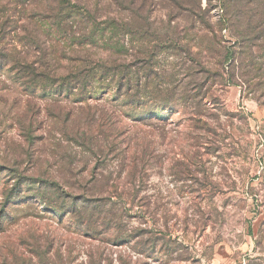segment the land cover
Wrapping results in <instances>:
<instances>
[{
  "label": "rangeland",
  "instance_id": "rangeland-1",
  "mask_svg": "<svg viewBox=\"0 0 264 264\" xmlns=\"http://www.w3.org/2000/svg\"><path fill=\"white\" fill-rule=\"evenodd\" d=\"M27 1L0 0V264H264V0L228 23L223 0H63L69 33L105 28L88 48L44 35ZM72 50L138 92L49 95L13 67L62 72ZM64 192L100 200L91 225L49 207Z\"/></svg>",
  "mask_w": 264,
  "mask_h": 264
},
{
  "label": "trees",
  "instance_id": "trees-1",
  "mask_svg": "<svg viewBox=\"0 0 264 264\" xmlns=\"http://www.w3.org/2000/svg\"><path fill=\"white\" fill-rule=\"evenodd\" d=\"M17 2L21 0H16ZM239 0H223V18L225 17V23H228L232 15L234 14L235 3ZM29 5H36L40 2L43 4L44 12L39 13L36 9L31 8L32 11L27 13V20L34 24L35 28H38L43 31L44 35L50 38L55 43L59 44L63 42V45L69 46H80L83 48H88V46L93 45L97 40L106 38L103 36L105 28L92 27L91 32L87 35H72L69 33L68 20L71 16L75 15V7L67 6L63 0H28ZM234 5H233V4ZM32 7V6H31ZM35 13V14H34ZM264 14V12H263ZM227 15V16H225ZM112 29L115 30L113 24L109 25ZM108 26V27H109ZM47 29V32L45 31ZM1 31V25H0ZM29 37L34 41L37 39V36L29 34ZM112 47V46H107ZM74 51V50H72ZM116 53H122V49H114ZM57 53L55 50H51L49 53L50 60L54 59V54ZM6 54L1 53L0 57L4 58ZM68 58V65L62 69V72L55 69L54 64L46 58V55L43 54L41 60L37 62L28 63L25 60L19 62L15 61L13 64L16 69V72L22 73L26 72L28 77V84L33 90H40L42 93H47L49 95L64 96L68 97L70 95H77L79 98H85L90 93L95 92L96 88L94 83L100 82L101 85H113L115 88L116 95L129 94L138 92V85H132L127 78L128 68L127 66H117L109 67L108 61L96 60L92 58L90 52H70ZM58 59V57H56ZM234 60V56L231 55L228 57L226 55V61ZM134 94V95H135ZM121 97V96H120ZM52 186H57L54 182L50 184ZM58 198L62 199V202L59 205L49 206L54 211L57 209L65 208V204L70 202L72 205L71 210L67 211L69 216L78 222L79 224L91 225L94 222L95 209L100 204L96 199H86L79 198L77 200H84L85 206H77L76 198L71 197L65 192L62 193ZM76 200V201H74ZM102 201V200H101ZM88 203V205H87ZM114 203V202H112ZM65 211V210H63ZM108 217L102 218L103 222H108Z\"/></svg>",
  "mask_w": 264,
  "mask_h": 264
}]
</instances>
